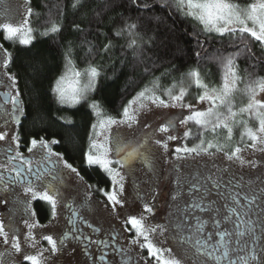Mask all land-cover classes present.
<instances>
[{"label":"snow or ice","instance_id":"obj_1","mask_svg":"<svg viewBox=\"0 0 264 264\" xmlns=\"http://www.w3.org/2000/svg\"><path fill=\"white\" fill-rule=\"evenodd\" d=\"M30 3V0H29ZM138 7L149 8V4H139L138 0H132ZM81 5V0H73V8ZM165 6H174L184 16L193 19L201 25L204 33H215L218 36L228 35L240 40V46L230 52H220L210 58L211 62L217 64L219 72L218 84L210 85L205 82L204 76L198 68L190 69L181 76L179 81L162 89V94L167 99H161L157 94L161 90L159 78L152 81L151 86H145L136 94L128 104L123 107L121 119L118 121L111 116H104L99 106L95 103L90 105L94 109L97 121L92 125V132L89 135L88 151L84 153V158L89 165H99L112 178L114 185H119L123 191L124 177L120 171L111 167L113 163L123 168L124 165L137 157L144 156L141 151L142 145L138 142L133 145L122 140L119 136L115 139V148L109 147V137L105 135L113 124H128L129 127L137 122V117L148 111L151 106L156 107H180L186 109L188 114H181L182 118L178 123L185 128L182 134L183 139H188L194 135L191 122L195 126V137L197 143L192 146L186 144L175 148L177 159H196L207 156L214 158L217 154H222L223 158L232 162H238L241 166L248 165L256 168L258 163H264V159L246 160L242 155L245 151L260 152L264 154V100L258 99V95L264 93V76L257 75L252 71L245 70L241 73L238 65V58L242 55L252 58V49L245 39V34L259 42V46L264 48V0H256L247 6H241L236 0H164ZM57 7V5H53ZM33 10L29 7L22 22L14 25L11 22H0V30L5 34V39H18L20 44L27 45L33 39L34 29L30 24L29 17ZM78 28V26H76ZM135 23H126L124 27L116 32L117 36L127 34L128 48L137 46V35ZM60 31V26L56 19L51 16L44 22L42 35H49ZM111 48V42L104 46L107 52ZM91 51V48L89 49ZM199 56V53H197ZM65 71L56 80L53 92L59 104L75 105L85 99L89 90L95 87V80L100 75L98 68L89 63L84 70H78L70 54L65 57ZM9 65V53L4 52L3 67ZM8 80L11 81V88L16 87V80L13 75L5 72ZM190 81L186 87L184 76ZM83 82L82 81H85ZM195 86L199 89L196 96L197 104L207 103L206 109L200 110L191 103H185V98L189 94V88ZM243 85V87H241ZM240 93L246 97V103L237 105L235 103L236 94ZM3 104H0V115L10 117L13 123L19 122V113H23L24 108L20 100V92L15 94L5 92L2 94ZM11 103V111L4 108V105ZM250 121H255V126H249ZM5 120V125H7ZM66 123H71L66 120ZM145 127H149L147 124ZM241 129L240 139L233 145L234 129ZM177 132L176 121L168 119L154 131L160 133ZM7 136V132H0V141ZM211 136V138H209ZM95 137V138H94ZM221 138L223 142H221ZM15 149L9 147L5 149L7 163L0 164V169L10 171L15 175H9L5 180L0 175V184L4 189L9 183L26 182L25 194H31L32 199H41L51 205L52 217L57 215V205L64 200L61 186L64 183V173L61 170L68 169L79 176L76 168L63 160L60 153H54L51 145L58 143L55 139L47 141L43 137L32 138L28 152L33 153L37 148L42 150L39 157H25L18 150L19 137L12 135ZM152 139V137H148ZM181 139L178 134H169L166 140L159 138L154 143L161 146L165 152L168 151L167 141H177ZM214 149L215 151H212ZM115 151L117 155L123 153L121 159L113 161L109 154ZM14 152V154H13ZM56 157V159H53ZM146 163L147 158H145ZM10 166V168H9ZM215 171L201 172L193 171L190 175L185 174L183 178L177 176V188L172 195V200L176 202L175 220L169 225H146V217L139 218L130 216L126 223L132 226L135 236L129 241L130 244H139L141 249H147L149 257L155 258L157 264H264V179L257 177V181L247 180L243 177L236 178L231 174L230 168L220 169L213 165ZM228 173L229 175H225ZM101 191H104L101 189ZM107 199L113 204L121 203L116 192L107 193ZM0 200V203H3ZM22 203V202H18ZM69 206L70 205H66ZM30 207V205H29ZM28 214L29 208L24 209ZM144 211L152 213L153 209L147 204ZM32 216L35 213H31ZM73 218L76 216L75 210L72 212ZM73 221H70L72 223ZM28 232L24 234V241L28 247L35 248L37 241L33 237L32 230L43 227L37 223H30L28 219L24 221ZM159 230L160 234L169 232L170 239L178 242L179 256L173 255L171 248H160L150 239V234ZM99 231V229H94ZM68 233L62 237L54 239L52 235H43L42 239L50 245L53 255H56ZM0 238L4 245L16 253H22V243L18 238L17 229L12 223V217L5 224L0 221ZM80 239V237H75ZM140 238H143L141 242ZM88 240V237H84ZM115 235L112 236L113 242ZM95 244L108 246L106 240L91 241ZM46 250V249H45ZM117 252L122 251L115 248ZM43 251L36 254H25L23 260L30 264H44L45 257ZM167 254V256L165 255ZM3 253H0L2 256Z\"/></svg>","mask_w":264,"mask_h":264},{"label":"trees","instance_id":"obj_2","mask_svg":"<svg viewBox=\"0 0 264 264\" xmlns=\"http://www.w3.org/2000/svg\"><path fill=\"white\" fill-rule=\"evenodd\" d=\"M27 2L28 8L33 10L29 17L34 29L31 43L23 45L17 39L3 43L9 53L7 72L15 77L16 91L20 92L24 108L17 128L19 142L30 144L32 138L40 137L49 142L58 141L51 145L52 149L76 168L87 185L94 187L97 197L101 189L108 191L109 180L100 168L87 164L84 158L96 120L90 105L97 104L105 117L119 119L128 101L145 86H151L153 80L159 78L161 90L157 94L167 99L162 89L174 80L179 81L193 68L199 69L206 83L218 84V67L210 58L240 46L239 39H235L234 47L233 37L202 32L201 25L182 15L176 7L165 6L164 0H138L141 5L149 4V8L138 7L132 0H81L77 8H73V0ZM236 2L247 6L255 0ZM50 9L60 31L42 35ZM126 23L137 25L135 48L127 47V34L116 35ZM245 39L252 49V58L245 55L238 58L241 73L248 70L264 76V48L247 34ZM109 42L111 48L105 52L104 46ZM66 54H70L78 70H84L91 63L100 73L89 101L75 107L59 104L53 92L55 81L65 71ZM189 83L185 75V86ZM199 91L193 85L186 99L194 102ZM235 130L240 135L241 129ZM181 139L183 146L190 147L198 142L195 136ZM238 140V135L234 134L233 145ZM42 208L36 205L40 221L45 222Z\"/></svg>","mask_w":264,"mask_h":264},{"label":"rangeland","instance_id":"obj_3","mask_svg":"<svg viewBox=\"0 0 264 264\" xmlns=\"http://www.w3.org/2000/svg\"><path fill=\"white\" fill-rule=\"evenodd\" d=\"M27 1L28 0H0V22H11L14 25L22 22L28 9ZM2 6L4 8L6 6L9 9V13L11 11V20H9L8 12L4 11ZM3 55L4 53L0 49V57H3ZM2 66L3 64L0 65V91L2 93L9 92L10 94L14 95L16 92V87L14 89L10 87L11 81H9L8 77L5 75L7 68L5 70V68ZM83 82H86V80L82 81V83ZM54 86L55 83L53 85V88ZM92 90L93 88L87 92L85 99L81 100L80 103L71 106L64 104V106L75 107L83 103H86L87 101H89ZM257 98L264 100V93L259 94ZM244 100H246V97H243L240 93L236 94L235 103L237 105L243 102ZM185 103H191L200 110L206 109L208 107L207 103L197 104L196 100L192 102L190 100L188 101L186 98H185ZM182 113L185 115L188 114L186 109H182L180 107L163 108V107L151 106V111L140 114L137 117V122L133 123L131 127H129L128 124L126 123L113 124L111 125L108 132L105 133V135L109 137V147L113 149L115 148V139L117 136H119L122 140L126 142H130L133 145L137 144L138 142L142 144V142L144 141V145L141 148V151L144 153V156L139 157V159L136 162L134 161L127 162L123 168H120V166L115 163L111 165V167L116 168L118 171H120L121 175L124 177L123 181H121V183L123 184L122 192L120 191V187L118 184L117 185L113 184L112 178L109 176L108 173H106L99 165H92L100 168V170L109 180L108 191L107 192L101 191V194L99 196L100 200L98 199V201H96L92 206L93 210H92L91 223L97 228H99L101 233L107 231L108 233L112 232L114 234L116 233L119 235L122 234L124 236H131L133 234L134 229H132V226L130 224L126 223L128 218L130 216H136L137 218H139L141 215L147 217L148 213L144 211V205L147 204V202L149 201L152 202V200L156 198V195H158V192L157 193L152 192L154 191V187L157 185V181L153 182V184L151 185L150 179L153 177V175L158 176L159 172L162 171V174L160 173L159 175V178L161 177V181L159 183L161 187L160 189H163L164 185L167 184L166 181L164 182L166 174L165 171H163L165 170V166H166L165 164L167 159L166 152L161 146L156 145L154 143V140L157 138L161 140H166L169 134H178L179 136H182L183 132L185 131V128L183 126H180L178 123L179 119L182 118L181 115ZM121 118L122 117L116 120L119 121ZM3 119L6 120L3 117L2 121ZM168 119H172L176 121V127H177L176 133H172L171 130H169L168 133H160L154 131L155 128L159 127L161 123L166 122ZM96 121H97V116L95 122ZM255 123H256L255 121H250L249 124L251 125L249 126L254 127ZM146 124L149 127H145ZM189 127H192L196 132V128L194 125L191 124V122L189 124ZM17 128H18V124L13 123L12 121L7 125H5V123L3 125L0 124V132H7L6 138L3 141H0V145H1L0 147L8 146L9 142H7L6 140L12 141L11 137L14 134L15 129L17 130ZM234 134H237L240 139V135L238 134L237 130L234 131ZM194 136L195 133L193 137ZM148 137H152V139L150 140L148 139ZM167 143L169 146L171 144V141H167ZM170 154H171L169 155L170 160L177 159L175 151L170 152ZM242 155L246 160L260 161L264 159V154H261L258 151L253 152L251 150H248L245 151ZM120 156L121 154L117 155V153L114 150L109 154L110 159H112L113 161L120 159ZM145 158H147L148 161L147 163L145 161ZM177 161H179L181 165L186 166L187 173H189V170L192 171L199 170L201 172L215 171V168L213 167V165H215L216 168H220V169L230 168L231 174H234L236 178L243 177L245 181L253 180L256 181L257 184H259V181H257L256 178L261 177L262 179H264V163H258L256 168H252L248 165L241 166L238 162L232 163L224 159L222 154H217L214 158L202 156L196 159H177ZM149 164L151 166H149ZM175 166L176 165H174V167ZM155 167L160 169L157 170L155 169ZM154 170L156 174H154ZM182 170H185L184 166L178 168V170H173V172L182 173ZM0 171L3 170L0 169ZM67 172L70 175V178L64 179V182L66 183L61 188V191L64 196V200L61 203H58L57 205V209H59L60 211L63 210V204L66 201L70 202L69 199H73L75 204H80L84 201L83 198H85L89 193L87 191L88 189L84 187L85 185L83 181L80 179L81 177L77 176L76 173H72L71 171H67ZM225 175L227 176L229 174L225 173ZM138 180L142 181L143 185L141 186V188H143L144 191H141L138 188H136L135 185ZM170 188L172 190L171 186ZM113 191L116 192L117 198L118 200L121 201V203L113 204L108 201L107 193ZM11 196L12 195L8 193V189L5 190L0 188V200L4 201L3 203H0V221H3L5 224H7L9 222V214L12 215L13 212L16 211L17 214L14 218L12 217V223L17 229L18 237L24 236V234L28 232V228L24 223L25 219L27 218L24 215V210L22 208H18L17 205L13 204L15 200H13L12 203V198H10ZM22 196L23 195L18 193V198L21 197L19 200H22L23 203H26V201H28V208H29V202L31 203L32 201L37 200V199H32L31 196L26 200L22 198ZM173 206H175V202ZM151 208L153 209V207ZM54 219H55L54 221L55 226L53 228V231L56 232V230L60 226V223L62 222V219L61 216L55 217ZM144 223L148 225V221L146 219ZM47 231H48V227L47 228L41 227L39 229L35 228L32 230L33 235H38L40 233L41 234L40 236H43ZM167 234H169V232L160 234L159 230H157L154 233V236H166ZM6 247L7 245H4L2 242V238H0V253H3V255L0 256V264H19L22 259V256L7 253L5 249ZM78 260L79 259H77L76 256V258H74V262L76 264H80ZM44 264H46V260L44 261Z\"/></svg>","mask_w":264,"mask_h":264},{"label":"flooded vegetation","instance_id":"obj_4","mask_svg":"<svg viewBox=\"0 0 264 264\" xmlns=\"http://www.w3.org/2000/svg\"><path fill=\"white\" fill-rule=\"evenodd\" d=\"M4 6V5H3ZM2 6V7H3ZM3 10L8 12L9 20H11V11L9 13V9L5 6L3 7ZM8 10V11H7ZM3 15V14H2ZM15 19V18H14ZM13 21V20H12ZM13 40V39H12ZM18 40V39H17ZM8 42L9 39H5V34L2 30H0V49L4 53L5 49L3 47L4 42ZM3 64V57H0V65ZM3 67V66H2ZM6 70V68H5ZM7 72V70H6ZM8 73V72H7ZM9 74V73H8ZM2 92L0 91V104H3V96ZM4 108L8 111H11V103L4 105ZM19 123L23 119V113H19ZM5 118L8 120V123L11 122L10 117H5L3 115H0V124H4L5 120L2 118ZM7 123V124H8ZM15 135H17V130L15 129L14 132ZM13 134V135H14ZM182 137V136H180ZM8 143V146L6 147H0V164H6L7 158L5 149L12 147L15 149V144L13 141L6 140ZM184 142L182 139H179L177 141H171V144L168 147V151L166 152V166H165V180L167 184L164 185L163 189H160V181L161 177L159 178L160 173L162 174V171L159 172V175H153V177L150 179L151 185L153 182L157 181V185L154 187V192H158V195H156V198L152 200V202H147V205L149 207H153L152 213H148L146 220L148 221V224L152 225H169L175 220V214H176V208L173 206L174 202L172 200V195L174 194V191L177 188L176 185V178L177 176H181V178L184 177L185 174L190 175L193 171L189 170V173L186 172V166L181 165L179 161L176 160H170L169 155L170 152L175 151V148L180 146L182 147ZM142 147L144 145V141L142 142ZM1 146V145H0ZM3 146V145H2ZM30 144H23L19 142V151L23 154L25 157H39L42 155V150L37 148L33 151V153L28 152V147H30ZM51 150L54 153L55 152L52 149ZM14 154V152H13ZM123 156V153H121L120 159ZM53 159H56V157H53ZM139 159L137 157L135 160H132L136 162ZM146 165V164H145ZM174 165H176L174 167ZM149 166H151L149 164ZM184 166L185 170H182V173H174L173 170H178V168ZM61 170L64 173L65 178L69 179L70 175L67 171H70L68 169H63L62 164L60 165ZM10 168V166H9ZM155 169L159 170L160 168ZM196 171V170H194ZM199 171V170H198ZM154 174H156L154 170ZM0 175H3L5 177V180H8L9 175L14 176V173H11L10 171H0ZM80 177V175H79ZM157 177V178H156ZM83 183L84 187H86L88 190V195L83 198L84 201L80 204H75L73 199H69V201H66L63 204V210L57 209V215L61 216L62 222L60 223L59 228L55 231H53V228L55 226V217H52L51 214V205L48 204L46 201H43L39 198L37 200L29 202V211L28 214L24 215L29 220L30 223H37L40 226L48 227V231L44 235H52L54 239H57L59 241V238L64 235V233H68L67 239L64 241L63 246H61L60 251L53 255L50 250V245H48L46 240L42 239L41 234L33 235L35 241H37L36 247L31 248L27 246V243L24 241V236L18 237L19 240L22 243V253H16L14 250L10 248V245H7L5 248L7 253H11L13 255H20L22 256V259L19 264H30L28 261L23 260V255L25 254H36L37 251H43V257L46 259V264H76L74 262V258L79 259L80 264H157V261L153 257H149L147 249H141L139 247V244L133 245L130 244L129 241L135 236V231H133V234L131 236H124L114 233H108L107 231L104 233H101L100 229L94 226L92 222V206L96 201H98L99 197L95 194L94 187H91L85 183V181L80 178ZM66 182L63 183L61 188L64 186ZM143 185L141 180H138L136 182V188H138L141 191H144L141 186ZM168 186V187H167ZM172 187V190L170 188ZM27 187L26 182L21 183H15L8 185V193L12 195L10 198H12V203L14 201V205H17L18 208H22L23 210L25 208H28V201L26 203H23L22 200H19L21 197L18 198V193H20L22 198L28 199L30 198L31 194H25L24 188ZM0 188L4 189L3 185L0 184ZM100 196V195H99ZM100 200V199H99ZM22 202V203H18ZM72 202V204H71ZM41 205L44 209V213L46 214L45 222L40 221V216L38 211L36 210V205ZM176 204V202H175ZM66 205H70L66 206ZM173 206V207H172ZM75 210L76 216L73 218L72 212ZM31 213H35L34 216L31 215ZM17 214L16 211L13 212V214H9V217H15ZM70 221H73L70 223ZM38 229L41 227H37ZM94 229H99V231H94ZM115 235L116 239L113 242L112 236ZM75 237H80V239H76ZM84 237H88V240H85ZM170 234H167L166 236H154V233L150 234V239L156 244V246L160 248H171L173 255L179 256V248H178V242L174 239H170ZM96 240H106L108 242V246L105 247L103 244H95L91 243V241ZM141 242H143V238H140ZM115 248H120L122 251L117 252ZM46 249V250H45ZM167 256V254H165ZM190 264V262H189Z\"/></svg>","mask_w":264,"mask_h":264}]
</instances>
